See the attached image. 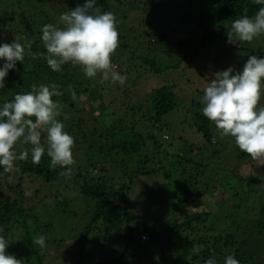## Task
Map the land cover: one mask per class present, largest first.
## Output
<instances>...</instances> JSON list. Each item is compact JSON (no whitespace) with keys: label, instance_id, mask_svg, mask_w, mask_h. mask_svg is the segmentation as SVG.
I'll list each match as a JSON object with an SVG mask.
<instances>
[{"label":"trees","instance_id":"16d2710c","mask_svg":"<svg viewBox=\"0 0 264 264\" xmlns=\"http://www.w3.org/2000/svg\"><path fill=\"white\" fill-rule=\"evenodd\" d=\"M131 1L136 14L142 15V18H154L164 24L165 30L170 25H181L186 32L192 28L197 36L192 46L193 39L186 35L173 34L170 41L165 31H158L155 26L144 29L143 25L137 33L141 42L135 46L141 51L146 49L138 59L134 55L131 59L147 65L148 73L153 72L157 76L161 71L156 65L157 54L154 51L158 46H162L165 53H177V50L186 48L184 46L195 47L193 53H189L191 57H197L198 51L204 50L205 46L219 47L233 57L232 53L236 52L243 64L250 55L264 57V35L243 46L228 43L227 32L232 21L244 15L252 17L262 6L254 0ZM61 2L65 13L83 5L85 0ZM35 4L36 0H17L0 7V21L8 30L5 32L3 28L0 31V43H11L6 41L11 33L24 36L25 45L31 43L30 49L26 47L23 63L17 62L16 71H10L5 78V88L0 90V104L10 101L16 94L30 91L32 85H59L63 94L53 99L59 105L60 115L57 119L74 138V163L72 167L69 166L71 172L64 174L66 169L51 166L46 154L38 164L32 163L29 155L24 161H16L14 172L0 174V228L4 229V235L15 232L24 235L31 250L26 258L31 257L37 253L33 246H38L33 241L38 234L43 235L48 243L47 232L52 231L51 225L58 216L56 212L67 214L71 202L82 199L80 202L84 203L85 211L86 208L88 210L84 213L88 222L80 238L75 240L78 248L76 264H82L84 258L92 264H115L123 262L125 258L127 261L124 264H144L143 260H146V264H203L208 258H215L217 264H224V258L233 253L240 264H258L253 259L252 250L264 246V162L260 167H255V163H248L252 158L240 152L236 144L228 147L226 142L221 141L220 131L203 116L204 105L200 99L190 98L179 112L182 115L180 126L201 135L203 144L196 150L202 155V161H193L192 144L185 153L175 155L179 174L174 191L176 200L155 201L158 198L155 193L163 194L174 177V172L170 170L173 164H166L173 154L164 148L165 144L172 147L168 145L172 138L167 142L158 138L159 132L166 133L163 118L178 108L179 99L173 87L163 85L153 88L144 95V101L135 97L134 103L130 105V101H127L131 97L129 93L137 94V91H132L127 81L119 85L108 81L102 83L99 76L86 78L81 66L71 63L63 65L62 71L53 72L45 60L41 28L45 24L64 25L60 21L56 23L50 13L38 10ZM95 7H99L102 12H109L107 0H96ZM155 20L153 25H156ZM123 42L124 50H127L129 47L126 41ZM2 63L0 61V65ZM129 63V59L123 60L121 68ZM118 71L125 75L123 70ZM139 94L136 96L139 97ZM145 120L153 123L152 127L143 126ZM41 141L45 143L46 134L42 133ZM178 142L179 148L184 145L180 138ZM26 148L30 151L31 146L18 143L15 151L19 153ZM216 148H221V153ZM209 150H215L212 154L217 157L207 158ZM224 151L226 159L222 156ZM223 160L227 164L233 160V165H237L233 169L225 168L227 164H221ZM209 162L220 164L225 173H231L242 162H247L253 167L251 169L258 171V176L228 177L222 185L229 189V199H220L216 212L211 204L206 203L209 211L187 213L192 205H197L199 189L203 186L204 195L209 194L213 200L214 194L208 187L210 181H204L205 174L209 173ZM93 170L96 176L91 175ZM109 172L113 181L107 185ZM125 177H128L126 187ZM143 177H146L147 183L158 182L156 188L151 187L148 191L150 200L147 201L146 211H152V214L139 206L136 212L127 203L133 187L140 186L141 183H136L141 182ZM25 182L26 185L38 183V187L72 184L69 188L70 198L63 201L59 195L48 193L40 202L47 203L52 212L41 213V218L34 220L30 218V213L39 201L37 193L29 192V184L24 188ZM117 185L120 187L116 188ZM171 210H178L179 213L170 218L165 226L161 225L162 228L154 226L160 219H167L165 213ZM213 213L217 216H213ZM201 228L206 231L199 236L197 233ZM88 241L91 244L87 245ZM108 247H116L117 255H112ZM197 248L199 250L195 251ZM85 250L89 253L86 254Z\"/></svg>","mask_w":264,"mask_h":264},{"label":"clouds","instance_id":"9594fccd","mask_svg":"<svg viewBox=\"0 0 264 264\" xmlns=\"http://www.w3.org/2000/svg\"><path fill=\"white\" fill-rule=\"evenodd\" d=\"M262 5L254 16L244 15L232 21L227 32L228 43L250 44L264 35V0H254ZM96 0H85L68 12L62 13L59 21L64 25L45 24L41 28V41L46 50L45 60L53 72L62 71L68 63L81 66L86 78L100 77L101 82L124 85L126 76L112 64V55L119 47L117 18L112 12H102L95 7ZM26 47L15 38L11 43H0V90L5 88V78L16 71L17 62L25 59ZM40 55H44L41 53ZM63 93L57 84L32 85L31 90L16 94L0 104V174L16 170V161L31 156L38 164L45 154L51 166L71 172L74 163L72 149L74 138L65 131L64 124L57 119L60 115L58 101L53 97ZM264 96V57L250 55L243 67L218 71L204 89L201 103L203 116L214 123L221 136L234 138L240 152L253 160L264 159V106H259ZM73 97L75 93L73 92ZM42 133L46 141L42 143ZM30 145L19 153L17 144ZM46 144V146H45ZM11 241L0 228V264H21V260L7 254ZM33 243L46 248V238L41 235ZM199 249H195L198 251ZM203 264H217L215 258ZM224 264H240L235 254L227 255Z\"/></svg>","mask_w":264,"mask_h":264},{"label":"rangeland","instance_id":"374dc122","mask_svg":"<svg viewBox=\"0 0 264 264\" xmlns=\"http://www.w3.org/2000/svg\"><path fill=\"white\" fill-rule=\"evenodd\" d=\"M17 0H0V7H6V5H10L11 2L15 3ZM109 12H112L118 21L117 24V30L119 33V47L116 49L115 53L112 55V64L115 65L117 70H123L125 72L126 81L130 84L128 85L130 89H133L132 91L136 92L137 94H130V98L127 101H130V105L134 103L135 97L141 98L140 101H144L143 97L144 95L153 88H158L163 85L172 86L174 92L176 93L177 98L179 99L178 102V108L173 111L172 113L168 114L163 118V123L165 125V132H159L158 138H162L163 141L167 142L169 141L170 137L172 140L168 143V145H172V147L166 146L165 144L164 148L168 151V153L173 154V157L170 160H166V164L171 165L173 164L172 168H170L171 171L174 172L173 181L168 184V188L164 191L163 194L159 195L155 193V196H158V199H161L162 201H172L176 200L174 197L175 190L177 189V182L179 179V174L177 171V165H178V158H175V155L178 153L182 154L185 153V151H188L191 148V145H193V153L192 158L193 161L201 162V156L196 148L201 146L203 143L201 142L202 137L200 134H198L196 131L192 129L184 130V127L181 128V119L182 115L179 113L183 108H185L186 104H188V101L190 98L200 99L203 96L204 89L207 87L209 81L213 78L214 74L218 71L225 70L228 67H233L235 71H239L243 67V63L241 62L240 58L241 56H238V54L233 52L232 54L234 57L227 52L223 51V49L219 47H212L209 48V46H205L204 50L198 51L197 57H191L190 52L195 47L191 46L188 48L187 46H184L186 48L177 50V53L168 52L165 53L162 46H158L154 51L157 54L156 55V65L159 69H161L160 73L156 76L155 73L151 72L148 73L149 67L143 63H141L139 60H133L131 59V56L134 55L136 59L142 54V52L146 49L144 48L143 51L139 50L138 47L135 45H139L141 42V39H138L137 33L140 31V29L144 25V29L147 27L155 26L158 31H165L167 37L169 40H172L173 34L182 35V37H189L193 39L191 42L192 46L196 43V33L192 28L190 31L186 32L184 28H182L181 25H170L166 30L164 24L159 23V21H156L154 18L145 17L142 15L136 14L134 4L131 0H107ZM35 7L38 8V10L43 11L44 13H50L51 16H54V20L56 23L59 21L60 15L64 12V7L61 2V0H36ZM1 11V8H0ZM162 14H160L161 16ZM154 20L156 21V25H153ZM7 32L8 30L5 29L3 23L0 21V31L3 30ZM225 27L222 29V33L224 31ZM228 29V28H227ZM186 35V36H185ZM17 39L18 42L25 45L26 38L19 33L13 34L6 37V41H13L14 39ZM126 41V44L128 45V49L124 50V42ZM176 40H174L175 42ZM178 41H176L177 43ZM182 44V43H179ZM237 45V44H236ZM198 46V44H197ZM243 46V44H242ZM245 46V45H244ZM240 48V46L238 47ZM230 52V49H229ZM193 53V52H192ZM238 58H237V57ZM122 57V58H121ZM121 59L119 62L118 60ZM125 59H129L128 66L122 67V61ZM140 66V69H138ZM132 67V68H131ZM145 67V68H144ZM131 68V69H130ZM147 68V71H146ZM145 69V71H144ZM142 71V72H141ZM202 90V91H200ZM121 93V92H120ZM139 94V97L136 95ZM85 102V100H83ZM139 101V100H136ZM108 105V104H107ZM185 105V106H184ZM259 106H264V96L261 97V101L258 104ZM98 113V110L96 111ZM139 117V116H138ZM140 118V117H139ZM146 120L143 121V126L146 127H152L153 123L147 122ZM213 122H211L212 124ZM214 124V123H213ZM181 139L183 144L180 148L178 146V139ZM221 141H224L227 143V146H231V144H235L234 138L230 136H221ZM229 138L231 139L229 141ZM175 139V140H174ZM215 142H218V140H214ZM213 142V143H215ZM202 143V144H201ZM187 144V146L185 145ZM205 145V144H204ZM189 147V148H188ZM219 153H221V148H216ZM215 151V150H214ZM213 150H209L207 154V158L217 157L216 155H213ZM223 159H226V153L225 151L222 152ZM228 155V154H227ZM221 156V157H222ZM229 160V159H228ZM249 161V160H248ZM247 161V162H248ZM246 162V163H247ZM264 162V159H258L253 160L251 159L248 163H255V167H260L261 163ZM210 168L207 169L209 173L205 174V182L207 180L210 181L208 184L209 190L214 194L213 200L209 196V194L204 195L205 193V187L203 186L201 189H199V201L197 202V205H192V208L190 210H187V213H193V212H202V211H209V207L206 205V203H209L212 205L213 209L217 210L220 204V199L228 200L229 199V189H226L223 187L222 184H224V181L230 177V178H239L241 176L245 178H255L258 176V171L251 169L253 167L249 166L245 162H242L239 168L235 169L231 173H225L223 170V167L218 163H211ZM224 163V166L227 164L224 160L221 162V164ZM233 160L229 161V164L225 166V168L233 169L237 164H234ZM73 165V164H72ZM72 165L70 167H72ZM220 165L221 168L218 166ZM239 173H237V171ZM92 176H96L97 173L93 170L90 172ZM108 178L109 181H107V185H110L111 182V173ZM125 183L124 186L126 187L128 177H125ZM115 180V179H114ZM113 181V180H112ZM146 177L142 178L141 182H137L136 184L141 183L140 186H134L132 195L128 197L127 203L128 206L132 209H134L136 212H138L139 207L145 212L153 213L152 211H146L147 210V201L150 200V195L148 193L149 189L156 188L158 182L153 181V183L146 182ZM143 182V183H142ZM203 182V183H205ZM24 188L29 184V192L37 193V200L39 201L38 204H35V208L33 209V212L30 213V218H33L34 220H37L41 218V213L47 214V212H52V209L46 204H43L44 202L42 199L50 192L53 193V195H59L63 201H66L65 199L70 198L69 194V188L70 184L60 183V184H54L51 186H43L38 187V183H28L26 185V182L24 183ZM206 184V183H205ZM120 186L117 185L116 188H119ZM73 193V192H72ZM77 196V195H76ZM79 197V196H78ZM127 199V198H126ZM203 199V200H202ZM82 200V199H80ZM80 200L75 199L71 202V208L70 212L61 213L56 212L58 214L56 220L52 223V231L47 232V241L46 248L41 249L39 246L38 248L33 246L35 253L33 256L26 258L28 253L31 251L29 248V243L26 241V238L24 235L20 234L19 232L8 234L6 237L11 241L9 244V247L6 249L7 254L14 256L16 259L21 260V264H76L75 258L77 257V247H76V239H79L82 235L83 227L88 222V217L84 214L85 211V205L84 203L80 202ZM197 200V199H196ZM40 203V204H39ZM146 203V204H144ZM139 206V207H138ZM196 207V208H195ZM162 212V211H160ZM72 213V216H71ZM178 210H171L165 213V217L167 219H160V221L156 222L154 226H165L166 223L170 218H172L175 214H178ZM74 214L76 216H74ZM69 215V217H68ZM147 216V213L145 214ZM213 216H217L215 213H213ZM29 222V221H27ZM33 227V226H32ZM162 228V227H161ZM206 230L204 228H201V231H199L197 234L201 236ZM37 234V233H36ZM38 236H40L38 234ZM191 239V237H189ZM91 244L90 241H88L87 245ZM99 247V246H98ZM98 247H96L98 249ZM91 250V248L89 249ZM96 250V249H95ZM110 253L112 252V255H117V249L116 247H111L107 249ZM86 254L89 253L88 250H85ZM94 251V250H93ZM92 251V252H93ZM97 251V250H96ZM252 256L255 262L258 264H264V246H260L255 250H252ZM127 257V256H126ZM127 261V258L123 259V262H117L115 264H124ZM144 264H146V260H143ZM82 264H92L88 261L87 258L83 259Z\"/></svg>","mask_w":264,"mask_h":264}]
</instances>
